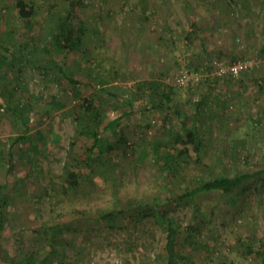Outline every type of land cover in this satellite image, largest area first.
Wrapping results in <instances>:
<instances>
[{"label": "rangeland", "instance_id": "obj_1", "mask_svg": "<svg viewBox=\"0 0 264 264\" xmlns=\"http://www.w3.org/2000/svg\"><path fill=\"white\" fill-rule=\"evenodd\" d=\"M15 1L0 0V264H166V219L180 226L176 251L196 264H264V0H33L29 20ZM64 20L78 44L69 51L55 41ZM238 61L251 64L239 77L219 73V62ZM85 99L96 125L117 120L93 151L74 119ZM24 103L32 111L21 116ZM181 123L203 144L184 162L186 182L161 157L180 149ZM23 134L29 142L16 143ZM84 159L92 166L68 188L65 168ZM253 172L225 192L169 199ZM203 214L210 222L190 227ZM195 241L210 245L193 252Z\"/></svg>", "mask_w": 264, "mask_h": 264}, {"label": "trees", "instance_id": "obj_2", "mask_svg": "<svg viewBox=\"0 0 264 264\" xmlns=\"http://www.w3.org/2000/svg\"><path fill=\"white\" fill-rule=\"evenodd\" d=\"M76 4H80L84 6V3L81 1L78 2H71V5L75 6ZM15 8L17 11V15L25 20H29L32 18V16L35 13L36 6L33 3V0H16L15 1ZM55 41L56 46L58 47V50H64L69 51L71 49L72 45L78 46L76 43V40L72 37L71 29L68 23H66V20L62 21L59 24L58 32L55 34ZM7 50V49H6ZM47 54H50L46 49ZM58 67V70L63 74V76L68 80L69 83L76 85L79 83L78 81L74 80L62 69L60 66L56 65ZM50 99V98H49ZM166 99L168 101L171 100L169 95H166ZM50 102H55L53 99H50ZM202 102L196 104V109L194 110L195 117L199 114H202ZM13 115L16 116V112L9 108ZM75 113L76 117L74 118L77 124L80 127L84 128V131L88 135H90L93 139V144L90 150H95L102 144V134L109 132V130L114 126L115 121L117 120H108L106 124L102 126V123H98V125L95 124L94 121L99 122L101 121V113L99 110L94 106L93 99H85L84 103L78 105L75 107ZM22 115H28L30 111H32V107L29 106V104L24 103L22 105ZM19 116V117H21ZM85 119V121H84ZM196 119V118H195ZM86 121H93V124L95 126L89 127L86 126ZM89 127V128H88ZM30 138L28 136L20 135L17 138H15V142L24 141V143L29 142ZM120 141H126V139L120 137ZM174 143L180 144L181 147L178 150L176 154L171 153L170 151H166L162 157V161L164 166L169 169L170 173H174L178 178L182 179L183 182L187 181V176L189 174V169L187 166L184 165L185 161H188V165H190L191 160V151H195L196 153H199L203 147L202 144V136L198 132L197 126L194 124L191 127H188L185 123H181V131L178 132L174 138ZM33 145V144H32ZM110 146V145H109ZM111 147V146H110ZM29 146L26 147L28 149ZM102 150H100L99 156H101ZM10 156H12L11 151L9 152ZM160 155V153H159ZM88 165L90 167L92 166L90 162L87 161V159H84V161H78L74 162L72 164H68V166L65 168V179L64 183L68 188H74L78 185L79 180L82 177L84 168H87ZM11 167V166H10ZM188 173V174H187ZM257 176V172H253L252 174H235L233 177H227V176H211V179L208 181H205L203 184L196 186L192 191L189 190L188 186H184L183 192L181 195H176L172 192V195L170 196V200L173 201H181V200H188L190 197H192L194 194H201V193H212V192H225L228 190H231L232 188L238 187L242 184H245L249 179ZM56 191V190H55ZM120 191H122V194L120 195ZM58 192V191H57ZM118 193V198H127L126 196L127 190L126 187L118 186L116 190L114 191V194ZM136 200H141L145 198L134 196ZM148 197V196H147ZM224 201H228L230 204L229 206L235 207L237 205V202L234 199L231 198H223ZM142 206V205H141ZM159 204L154 202L152 204L153 209L157 210ZM201 210V206L199 205L197 208V211ZM156 212V211H152ZM203 213V212H201ZM112 213L107 214V216H103L105 218L112 217ZM151 215H154L151 214ZM166 212L160 213V217L165 219ZM163 219V220H164ZM208 222H210L209 219L204 218V214L200 215L198 219L193 218V221L191 222L190 227H193L195 223L200 222L201 225H206ZM166 228H163L165 230V244H164V251L161 256L164 258L166 264H196V261L190 258H187L186 256L178 253L176 250V245L178 243L179 236L176 233V228L180 229V226H175L174 220L166 219ZM2 227V224H1ZM198 232L201 231L202 227H195ZM249 243L244 247L246 254H253L255 251V236L253 235L252 239H249ZM210 244L203 243L201 241H195L191 243L192 251L196 252L198 250V247L207 248ZM261 245L264 246V242H261ZM261 259L264 260V254L261 255ZM203 264H227L225 261H218L215 262L213 258L210 256L205 257V261Z\"/></svg>", "mask_w": 264, "mask_h": 264}, {"label": "built area", "instance_id": "obj_3", "mask_svg": "<svg viewBox=\"0 0 264 264\" xmlns=\"http://www.w3.org/2000/svg\"><path fill=\"white\" fill-rule=\"evenodd\" d=\"M251 64L248 61H238L233 64H226L225 62H219L218 67H219V73L220 74H225L228 73L231 76L237 78L239 77V74L247 69ZM188 81V76L186 73H182L179 77V84L183 85Z\"/></svg>", "mask_w": 264, "mask_h": 264}]
</instances>
